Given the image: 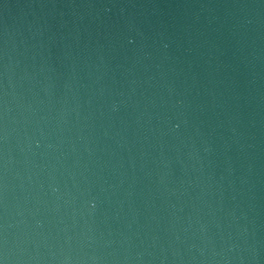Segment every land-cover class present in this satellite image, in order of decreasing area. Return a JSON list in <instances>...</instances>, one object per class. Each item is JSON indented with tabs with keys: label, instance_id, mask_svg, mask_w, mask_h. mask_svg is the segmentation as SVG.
I'll return each instance as SVG.
<instances>
[{
	"label": "water",
	"instance_id": "obj_1",
	"mask_svg": "<svg viewBox=\"0 0 264 264\" xmlns=\"http://www.w3.org/2000/svg\"><path fill=\"white\" fill-rule=\"evenodd\" d=\"M0 264H242L12 0H0Z\"/></svg>",
	"mask_w": 264,
	"mask_h": 264
}]
</instances>
